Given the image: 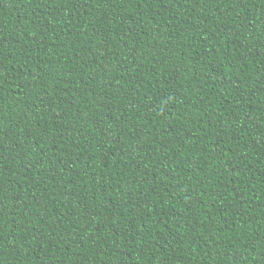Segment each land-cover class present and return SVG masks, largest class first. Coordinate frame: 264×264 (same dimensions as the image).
I'll return each instance as SVG.
<instances>
[{"label": "trees", "instance_id": "16d2710c", "mask_svg": "<svg viewBox=\"0 0 264 264\" xmlns=\"http://www.w3.org/2000/svg\"><path fill=\"white\" fill-rule=\"evenodd\" d=\"M0 264H264V0H0Z\"/></svg>", "mask_w": 264, "mask_h": 264}]
</instances>
